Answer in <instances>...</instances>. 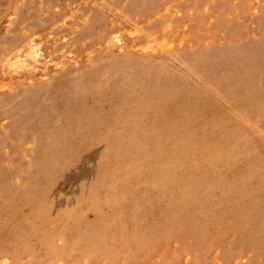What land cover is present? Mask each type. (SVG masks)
Listing matches in <instances>:
<instances>
[{
    "label": "rangeland",
    "instance_id": "rangeland-1",
    "mask_svg": "<svg viewBox=\"0 0 264 264\" xmlns=\"http://www.w3.org/2000/svg\"><path fill=\"white\" fill-rule=\"evenodd\" d=\"M58 263L264 264V0H0V264Z\"/></svg>",
    "mask_w": 264,
    "mask_h": 264
},
{
    "label": "bare ground",
    "instance_id": "bare-ground-1",
    "mask_svg": "<svg viewBox=\"0 0 264 264\" xmlns=\"http://www.w3.org/2000/svg\"><path fill=\"white\" fill-rule=\"evenodd\" d=\"M100 1V0H99ZM165 10H166V7H165ZM88 14V13H87ZM157 15H158V13H157ZM168 27H169V25H168ZM136 29V28H135ZM138 29V28H137ZM132 33V32H131ZM134 33V32H133ZM132 33V34H133ZM186 36V35H185ZM164 40V39H163ZM164 43V42H163ZM33 45H34V43H33ZM38 45V44H37ZM163 45H165V44H163ZM150 47V46H149ZM152 47V46H151ZM30 48L32 49V51H33V48H32V46H30ZM38 48V47H37ZM169 48V47H168ZM28 53V52H27ZM30 53H32V52H30ZM34 53V52H33ZM39 54V52H38V50L37 51H35V55H38ZM26 55V54H25ZM31 55V54H30ZM29 54H28V57L30 56ZM27 56V55H26ZM31 58V57H30ZM34 59V58H33ZM22 61H23V59H22ZM10 62V64H11V61H9ZM17 62H20V61H17ZM26 62V61H25ZM24 61H23V64L25 63ZM22 63V62H21ZM56 65V64H55ZM10 90V89H9ZM51 202H49V203H46V201H42L41 203H40V205H39V207L37 208V210H36V214L38 215V214H42L41 212L43 211V210H46V208L47 207H49V204H50ZM63 222V217H62V214L61 213H59V214H56V215H53V216H50L49 218H46L45 219V223H46V225H51L52 223H58V224H60V223H62ZM50 234L51 233H49V235H48V237H50ZM50 240V238H48V241ZM58 242V241H57ZM27 249H28V246H23V247H21L20 249H19V251L21 252V253H23V252H26L27 251ZM59 264V263H58Z\"/></svg>",
    "mask_w": 264,
    "mask_h": 264
}]
</instances>
